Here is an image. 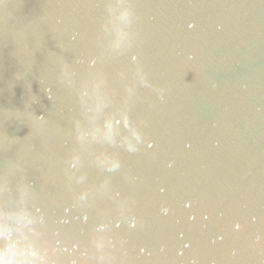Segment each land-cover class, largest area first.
<instances>
[{
	"label": "water",
	"instance_id": "95a60500",
	"mask_svg": "<svg viewBox=\"0 0 264 264\" xmlns=\"http://www.w3.org/2000/svg\"><path fill=\"white\" fill-rule=\"evenodd\" d=\"M0 264H264V0H0Z\"/></svg>",
	"mask_w": 264,
	"mask_h": 264
}]
</instances>
